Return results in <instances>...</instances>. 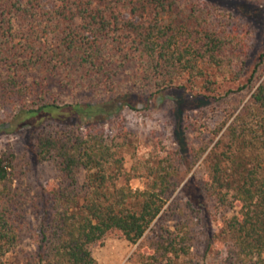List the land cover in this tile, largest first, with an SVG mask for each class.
<instances>
[{
	"label": "trees",
	"instance_id": "obj_1",
	"mask_svg": "<svg viewBox=\"0 0 264 264\" xmlns=\"http://www.w3.org/2000/svg\"><path fill=\"white\" fill-rule=\"evenodd\" d=\"M253 41L251 25L204 0H0V116H22L36 160L59 173L32 192L18 156L0 157V264H99L95 245L137 244L168 206L174 224L143 264H207L217 246L222 264H264V53L247 83L219 93L242 79ZM134 89L195 93L203 104L187 125L199 142L183 127L177 149L153 155L124 121L108 141L110 118L132 107L116 99ZM46 110L85 123L43 125ZM215 141L200 187L188 182L189 201L169 204L187 156L196 164Z\"/></svg>",
	"mask_w": 264,
	"mask_h": 264
},
{
	"label": "rangeland",
	"instance_id": "obj_2",
	"mask_svg": "<svg viewBox=\"0 0 264 264\" xmlns=\"http://www.w3.org/2000/svg\"><path fill=\"white\" fill-rule=\"evenodd\" d=\"M227 12L234 14L237 19L248 23L254 30L253 49L250 53L246 71L242 79L237 83H228L219 89V93H224L229 89L237 90L239 87L251 78L257 64L264 53V0H204ZM264 80V76L258 84ZM128 89V88H127ZM126 89V90H127ZM132 88L128 89L131 90ZM124 90V94L119 96L116 101L118 105L130 103L132 107L124 105L116 117H111L106 127L108 141L113 140L119 128V123L123 122L126 129L138 135L139 150L149 151L153 155L162 152V147L167 151H173L178 148L180 142V130L185 129V134L190 143L194 140V127L189 128V124L195 121L196 115L193 109L203 104V100L195 98L193 92L182 90H170L164 94L152 96L149 90L141 91L134 89L132 91ZM251 92H245L238 96L239 100L244 99L247 102L251 97ZM88 97L86 100H97ZM110 96H106L101 102L107 101ZM193 111V112H192ZM188 115L187 122H180L181 115ZM222 117V116H221ZM224 117V115H223ZM23 117H5L0 116V157L3 155L15 154L18 156L17 168L27 170L25 184L32 192L48 182H57L59 173L52 162L39 163L34 155V136L33 129L29 125H24ZM39 119H44L41 123L47 124L50 121H59L65 123L71 120L74 123L84 125L85 118H78L69 115L66 112H56L55 110H46L39 115ZM188 124V125H187ZM184 127V128H183ZM196 135V134H195ZM161 141V143H160ZM208 136L203 137V142L209 144ZM217 141V140H216ZM211 143L208 152L196 164H193L191 155L187 156V163L183 166L184 180L176 195L170 200L171 204L175 199L177 203L185 204L188 200L187 193L182 189L188 182L194 183L195 187H200L201 181L205 178L206 164L204 159L211 148L215 145ZM24 157V159H23ZM25 160L30 162V166L25 164ZM128 168L131 166V158L128 155ZM81 181H84V173L81 175ZM134 188H144V182L134 180ZM169 207V206H168ZM165 211L155 222L153 227L137 243L133 244L119 237H110L103 245H95L92 252L99 264H143V255L151 242L161 232V229L172 227L174 221L170 218L171 209ZM206 210L213 213L212 219L215 222V230L221 224V214L210 210V204ZM212 213H209L211 215ZM232 214V212H231ZM225 256L224 248L217 246L207 259V264H222Z\"/></svg>",
	"mask_w": 264,
	"mask_h": 264
}]
</instances>
